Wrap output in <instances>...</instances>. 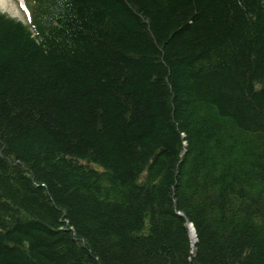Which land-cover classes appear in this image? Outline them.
Instances as JSON below:
<instances>
[{"label":"trees","instance_id":"trees-1","mask_svg":"<svg viewBox=\"0 0 264 264\" xmlns=\"http://www.w3.org/2000/svg\"><path fill=\"white\" fill-rule=\"evenodd\" d=\"M21 2L0 264H264V0Z\"/></svg>","mask_w":264,"mask_h":264},{"label":"rangeland","instance_id":"rangeland-1","mask_svg":"<svg viewBox=\"0 0 264 264\" xmlns=\"http://www.w3.org/2000/svg\"><path fill=\"white\" fill-rule=\"evenodd\" d=\"M0 10L3 13L9 14L10 16H12L13 18L17 19V20H22V21H26V15L24 12V9L22 8L21 4H19L18 0H11L10 2V6L8 9H2L0 7Z\"/></svg>","mask_w":264,"mask_h":264},{"label":"bare ground","instance_id":"bare-ground-1","mask_svg":"<svg viewBox=\"0 0 264 264\" xmlns=\"http://www.w3.org/2000/svg\"><path fill=\"white\" fill-rule=\"evenodd\" d=\"M10 2H11V0H0V7L2 9H8L10 6ZM196 242H197V240H196Z\"/></svg>","mask_w":264,"mask_h":264},{"label":"water","instance_id":"water-1","mask_svg":"<svg viewBox=\"0 0 264 264\" xmlns=\"http://www.w3.org/2000/svg\"><path fill=\"white\" fill-rule=\"evenodd\" d=\"M96 169H99V167H96ZM189 229H190L191 234H192L193 245H194V244L196 243L197 238H196V234H195V229H194V227L192 226V224L189 225Z\"/></svg>","mask_w":264,"mask_h":264}]
</instances>
